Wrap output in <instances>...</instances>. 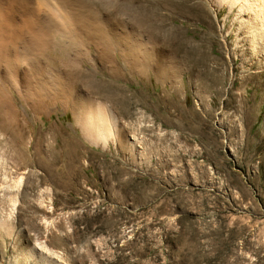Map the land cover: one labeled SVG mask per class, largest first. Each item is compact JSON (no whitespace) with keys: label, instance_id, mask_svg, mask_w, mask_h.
<instances>
[{"label":"rangeland","instance_id":"obj_1","mask_svg":"<svg viewBox=\"0 0 264 264\" xmlns=\"http://www.w3.org/2000/svg\"><path fill=\"white\" fill-rule=\"evenodd\" d=\"M81 1L93 12L75 26L64 0H10L36 24L29 39L59 28L31 54L49 104L0 91V264H264V55L248 15L222 0ZM59 76L84 106L50 99Z\"/></svg>","mask_w":264,"mask_h":264},{"label":"bare ground","instance_id":"obj_2","mask_svg":"<svg viewBox=\"0 0 264 264\" xmlns=\"http://www.w3.org/2000/svg\"><path fill=\"white\" fill-rule=\"evenodd\" d=\"M222 1L226 4H228L230 13L235 14V11L237 10V14L239 15V17H242V15H248V20H245V22L250 20L253 23L252 29L248 30V33H249L248 35L250 36V43L253 42L254 43L253 48L254 49L256 48L258 50L254 54L256 56H260V52H261L264 55V0H222ZM98 2H99V0L97 1V3ZM91 4H92V2H91ZM91 4H89L87 2L86 3L83 2V3L78 5L79 6V8H78L76 6L77 4L74 3L73 0H64L62 7L65 9L64 12L66 11L68 13V15L70 14V17L73 18V20L72 19L71 20L75 21L73 23H75V26H76V21H78L77 15H84L83 13H81L82 8H84L86 10L88 9L91 12H93ZM165 4L169 6L172 3L167 2ZM101 7L99 6L98 8H101ZM59 10H60V8H59ZM28 11H29V9H28ZM15 16H16V13L14 11V7L12 6L10 0H0V91H1V94H5V93L10 92V91L12 92V89L14 88V89H17V91H18V93H20V95H21V93H24V94L27 93L26 94V96H28V97H26L27 99L29 97L31 99L32 95L34 97V94L36 92L37 100L34 102V104H35L34 107L37 110H43L49 104V101H50V100L45 99L46 98V93H45L46 83H45V81H47V80L42 79L41 75L44 74V70H43L44 68H38L39 67L38 63H37L38 61L36 62L37 65H35L33 62H31V60L33 58L31 54H32L33 49L38 50L37 48H40V47H46V49L50 48V46H51L50 45L51 44V38H50L51 33L57 32V28H59V27H52L51 25L50 26L47 25L45 27L43 26L42 29L37 28V30L39 29L38 31H36V29H32V31H33L32 37L33 38L29 39L27 36V34L29 33L28 29H31V27L34 25L30 23V21H32V20L29 21V18H28L29 16L27 17L26 10L24 9V13L21 15V21L19 23L17 22ZM36 17H38V16H36ZM36 17L34 20H36ZM44 18H46V17H44ZM36 21H38V20H36ZM36 21H35V23H36ZM39 21H41V19ZM68 22H69V20H68ZM70 23H69V25L71 26ZM37 25H40V24H37ZM34 27H36V24ZM159 28H157V30ZM79 29L81 31H83V28L79 27ZM65 30H63L65 35L73 37V40L75 39V37H77V35H78V37L81 38V35L76 28L74 30H72L71 32H69L68 34L66 33L67 31H65ZM159 32H160L159 36L162 37V31L160 30ZM156 38L159 39L160 37L156 36ZM112 43H114V42H112ZM111 46H112V44L108 43L107 47L111 48ZM144 64L145 65L150 64V62L148 60V56H145V63ZM163 69H165V67L163 65L158 66V68L156 69V73H157L156 75L167 77L168 73H166ZM47 74H49V73H47ZM61 77H63V76H59V78H58V82H59L58 84H57V80H56V82H55V80H53V82L52 81L49 82L50 84L52 83L55 86L53 89H54V91H56L54 96H51V94H49L50 99H53V98L54 99H63V101L66 104L71 105L74 108L78 107V105L76 106L75 103L84 106L83 100L81 98L77 97V95H74V90H73L74 88L72 87L70 82L66 79H62ZM66 78H67V76H66ZM21 80H23V82H21ZM88 85H89V87L94 88V89H103L104 93L109 86L105 80L100 81V82H96L92 79L89 80ZM26 87L28 88V91L25 90ZM8 94H12V93H8ZM104 95L107 96L108 94L105 93ZM23 96H25V95H23ZM98 116H99L98 119L100 121L97 122V124H99L100 126H103V128L106 129L105 127L109 126L108 125L109 124V121H108L109 116H106L103 109L98 112ZM88 122L93 124V122H95V120H93V118H91V120H88ZM114 122H115V120H114ZM114 127H115V125H114ZM111 129H110V132H107L106 130H101L99 132V135L101 136V141H107V139L109 138L108 136H110L111 133L116 134V129L114 128V129H112V131H111ZM41 164L46 166L48 169L53 170L52 169V167H53L52 162L50 160L44 158L41 160Z\"/></svg>","mask_w":264,"mask_h":264}]
</instances>
